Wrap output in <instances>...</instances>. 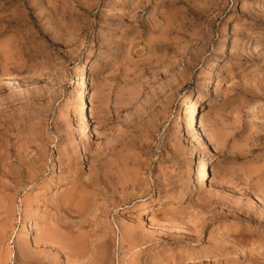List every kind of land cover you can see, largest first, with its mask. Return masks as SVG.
I'll list each match as a JSON object with an SVG mask.
<instances>
[{
  "label": "rangeland",
  "instance_id": "obj_1",
  "mask_svg": "<svg viewBox=\"0 0 264 264\" xmlns=\"http://www.w3.org/2000/svg\"><path fill=\"white\" fill-rule=\"evenodd\" d=\"M0 264H264V0H0Z\"/></svg>",
  "mask_w": 264,
  "mask_h": 264
},
{
  "label": "bare ground",
  "instance_id": "obj_2",
  "mask_svg": "<svg viewBox=\"0 0 264 264\" xmlns=\"http://www.w3.org/2000/svg\"><path fill=\"white\" fill-rule=\"evenodd\" d=\"M87 74H88L87 64H86V61L83 60L78 66V72H77V76H76L77 84H83L86 87V85H87ZM79 99L81 100L82 107L80 109L79 108L78 109H79L81 115L86 117L88 106H87L85 89H82L80 91V98ZM188 121L191 123L197 124L198 120L196 119L194 111H193V113H191L190 117L188 118ZM210 165H211V161L209 159H206L203 162L202 167L199 169V179L201 181H207L208 180L207 171H208ZM185 195L186 194L184 193L183 197H181V199H184Z\"/></svg>",
  "mask_w": 264,
  "mask_h": 264
}]
</instances>
